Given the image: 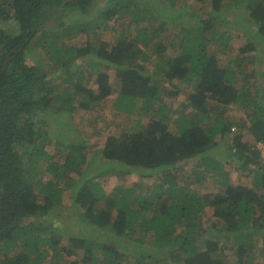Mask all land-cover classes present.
<instances>
[{"label": "trees", "instance_id": "obj_1", "mask_svg": "<svg viewBox=\"0 0 264 264\" xmlns=\"http://www.w3.org/2000/svg\"><path fill=\"white\" fill-rule=\"evenodd\" d=\"M142 1L105 0L91 18L94 0H0V264H223L225 249L232 264H252L257 239L264 256V164L255 150L264 91L246 68L252 61L264 75V0ZM98 16L126 17L132 31L92 41ZM83 33L82 46L63 41ZM234 33L243 43L226 61ZM37 45L69 79L58 83L46 64L25 60ZM87 57L93 62L72 78L67 64ZM112 92L114 112L135 114L134 125L92 152L95 169L83 142L53 161L37 113L93 110ZM175 97L191 111L173 109ZM239 109L246 117H231ZM231 162L246 182L230 183ZM103 175L151 183L106 192ZM66 190L73 229L50 220Z\"/></svg>", "mask_w": 264, "mask_h": 264}, {"label": "rangeland", "instance_id": "obj_2", "mask_svg": "<svg viewBox=\"0 0 264 264\" xmlns=\"http://www.w3.org/2000/svg\"><path fill=\"white\" fill-rule=\"evenodd\" d=\"M139 1L141 3H144L142 0ZM153 3L154 0H148V4H153ZM104 5H105V0H94V4L90 10L89 17L91 18L96 17V15H98L97 14L98 8L103 7ZM194 9H200V6H194ZM165 14L169 16V13H165ZM75 17H80V16L75 15ZM125 18L126 17L119 18L118 21L113 23L111 20L105 21L102 17L98 16L97 21H98L99 29L97 30L96 34L92 37V41L102 40V41L113 42L117 39L116 34L121 32L122 29H125L127 31L129 30L132 31V28L129 27L128 21L123 20ZM177 21L178 20L175 19V22ZM57 22H58L57 18L55 17L50 22L49 26L55 28L57 26ZM11 26L14 25L10 24L9 27ZM154 26H156V24ZM169 30H171L170 33H175L174 31L179 30V26L175 25V29H169ZM167 31L165 33L170 34ZM73 37L72 39L64 38V40L63 39L62 40L66 42L65 44L67 45L73 44L77 46H82L86 43V35L84 33ZM163 38L164 36H162V34H158L155 39L159 41L161 40V42H165L166 40ZM242 43H243V36L239 33H234L230 40L227 54L222 56L223 59L227 61L229 58L234 56V54L237 52V48ZM24 57L28 63L37 61L40 62L41 64H46L49 71L53 73V76L55 77V80L58 81V83H61V79H69L67 75L65 76L61 74V70L60 68H58V66L54 64L52 65L48 56H46L43 53V51L40 50V47L38 45L35 46L32 50L26 51ZM90 62L91 63L93 62L92 57H87V59H84L82 61L77 60L75 62L67 64V66L69 65V67H71L72 73L75 72L74 76L71 77L75 78V75L79 73V70H87L86 69L87 64ZM49 64H51L52 67H49L48 66ZM247 64H248L246 67L247 71H254L256 74H258V77L256 78L255 81H257L258 88H261V90L259 91H264V75L261 74L263 73L261 72L262 70L256 69L257 65L252 61L247 62ZM109 73L111 74L112 70H110ZM84 75H85V79L83 80V83L95 88L96 85H94V82L86 81L87 73L84 72ZM111 78H112V74H111ZM115 95L116 92H112L101 101L98 107L89 111H84L82 109H79V111H76L71 114L65 113L64 111H56L55 108L46 112L39 111L37 113V120L40 124L41 130L44 131L45 133V138H42L43 141H40V146L44 145V149L48 151L53 161H55L56 163H61L63 162V159L67 152V145H66L67 143L71 141L83 142L86 143V147L83 151V153H85L86 155V160L88 161L91 160L92 152L97 151L102 147L108 135L127 130L129 127H132L134 125L136 119L135 114L124 116V114L122 113L117 114L114 112L116 111L113 107V101ZM171 106L177 112L185 111V113L186 112L189 113L191 111V108L189 106H185V102L182 100L181 97H175L172 101ZM171 115L172 118L176 117V114L174 113H171ZM230 115L233 118L246 117L245 110L243 109H239L235 111L230 110ZM249 137L252 138L251 136ZM246 138L251 140L248 137ZM95 164L96 161L91 160V168H94L93 165ZM236 166L237 164L233 162L228 164V169L230 170L229 171L230 183L235 184V183L246 182V180L249 179V177L247 178L246 176H243V174H241L236 169ZM205 179H206L205 185L208 186L209 183H211L210 178L206 176ZM98 180L101 182V185L103 186L106 192L112 191L113 187L117 184L130 185L133 182L138 181V184H142L145 187L146 185L151 183V179L145 178L141 180L136 175H130L127 176L126 178H121L118 177L117 175H103ZM210 186L211 184L208 187ZM208 187H203L201 190L205 191V189ZM63 201H64L63 206L59 207L53 212V215L50 216V220L54 221L55 222L54 224L57 226H64V227L66 226L74 227V225L78 226L79 223L75 221L74 217H72L75 214V206L73 204V199L70 196L68 190H66V192L63 193ZM201 221H204L205 224L206 221L208 222L211 221L210 215L207 211L202 214ZM148 239L151 240L152 238L149 237ZM256 244L258 248L251 249L252 250L251 255L254 256L252 264H263L264 263V256L262 253L263 250L260 248L261 240L257 239ZM233 259L234 258L230 253V251H226L225 249L222 258L223 264H232L234 263V261L232 262Z\"/></svg>", "mask_w": 264, "mask_h": 264}, {"label": "clouds", "instance_id": "obj_3", "mask_svg": "<svg viewBox=\"0 0 264 264\" xmlns=\"http://www.w3.org/2000/svg\"><path fill=\"white\" fill-rule=\"evenodd\" d=\"M260 144H264V142L259 141V142H256V143H255V150L258 152L259 157H260L262 163L264 164V162H263V160H262V157H261V155H260V150L258 149V145H260Z\"/></svg>", "mask_w": 264, "mask_h": 264}, {"label": "built area", "instance_id": "obj_4", "mask_svg": "<svg viewBox=\"0 0 264 264\" xmlns=\"http://www.w3.org/2000/svg\"><path fill=\"white\" fill-rule=\"evenodd\" d=\"M258 149L260 150V155H261L262 160L264 162V144L258 145Z\"/></svg>", "mask_w": 264, "mask_h": 264}]
</instances>
